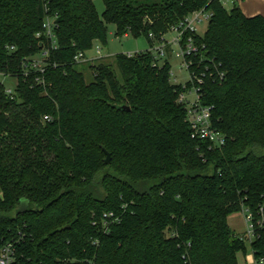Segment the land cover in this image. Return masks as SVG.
Wrapping results in <instances>:
<instances>
[{
	"label": "trees",
	"instance_id": "trees-1",
	"mask_svg": "<svg viewBox=\"0 0 264 264\" xmlns=\"http://www.w3.org/2000/svg\"><path fill=\"white\" fill-rule=\"evenodd\" d=\"M102 2L100 19L92 0H0V74L16 79L0 85V248L19 240L24 264H238L227 218L264 205V18L218 0ZM199 10L197 41L223 73L201 87L221 149L190 138L180 86L149 51V34ZM52 17L54 45L36 37ZM108 24L148 49L115 55L118 75L97 61L86 82L74 58ZM108 212L120 221L104 232ZM252 247L264 256V235Z\"/></svg>",
	"mask_w": 264,
	"mask_h": 264
},
{
	"label": "built area",
	"instance_id": "built-area-1",
	"mask_svg": "<svg viewBox=\"0 0 264 264\" xmlns=\"http://www.w3.org/2000/svg\"><path fill=\"white\" fill-rule=\"evenodd\" d=\"M224 6L227 0H218ZM235 2L237 0H230ZM211 17L208 11H195L185 17L183 20L172 26L168 32L162 35L159 39H155L152 34L149 38L152 41L149 47L150 53L153 55L155 65L161 66L168 63V59L173 56L180 61V68L184 69L188 74V81L179 85L180 89L177 93L176 102L183 107L186 113V123L190 129V138L207 144L208 149H221L226 142V137L212 124V106H205L201 104V87L207 77L215 79H222L223 73L219 71L220 64H216L213 59H209L204 55V46L197 41L196 26L203 21L206 23ZM55 17L47 18L43 24V33L37 34L45 36L48 40L55 44V37L53 30L55 28ZM172 33L170 40H166L165 36ZM13 49L12 47L10 48ZM96 59L101 58V53L96 46ZM45 53L42 57H45ZM131 56L132 54H127ZM34 59L30 67L32 69L41 70L43 59ZM197 59V61H195ZM209 61L208 63H205ZM74 61L88 62L81 54H77ZM200 64H203V70L197 72ZM195 66V69H194ZM213 70V72L211 71ZM2 75V74H0ZM173 73L170 69V77ZM3 76V75H2ZM7 94H11L12 90L5 89ZM48 120L47 117H44ZM243 214V221L245 224V231L242 235H237L240 240H243L247 246L249 257L244 260V264H264V256L257 255V250L252 247V244L259 240L264 235V205L259 204L255 208L249 206H241L240 210ZM120 221L118 216L114 213L108 212L102 215V230L108 232V225L111 223H118ZM19 240L6 241L0 248V264H24L22 256L18 252ZM97 244V242H94ZM88 264H91L90 262Z\"/></svg>",
	"mask_w": 264,
	"mask_h": 264
},
{
	"label": "rangeland",
	"instance_id": "rangeland-1",
	"mask_svg": "<svg viewBox=\"0 0 264 264\" xmlns=\"http://www.w3.org/2000/svg\"><path fill=\"white\" fill-rule=\"evenodd\" d=\"M139 3H149L152 1H158V0H138ZM95 10L97 12V15L99 18H102V14L104 11V4L102 0H92ZM224 7L227 10H230L233 7L232 3L226 2ZM197 34L199 36H203V34L207 30V23L203 21L201 24L196 26ZM115 27L113 24H108L106 28V43L100 44V43H94L93 47L86 52V57L90 60L92 57H95L96 53V46H98L100 53H101V59L100 60H94V61H88V62H79L78 67L76 69L83 73L85 81L91 82L93 78V71L92 67L98 62H103L106 64H109L116 74L118 75V70L115 64L114 56L117 54H134L137 52H142L148 49V43L145 37L140 36L137 38L132 37L131 35L126 36H119L115 37ZM173 34L169 33L165 36L166 40H170L172 38ZM38 58V57H36ZM168 64L170 66V69L173 73L172 77H170V83L172 85H183L188 81V74L186 71L182 68H180V61L176 59L174 56L172 58L168 59ZM0 85L4 89H10L12 92L15 89L16 86V79L4 77L0 75ZM16 211H13L9 213L8 215L12 217ZM227 224L231 231L236 235H242V233L245 231V224L243 221V214L242 212H237L234 214H231L227 218ZM249 253L246 246L245 253H239L237 255V263L238 264H244V260L248 259Z\"/></svg>",
	"mask_w": 264,
	"mask_h": 264
},
{
	"label": "crops",
	"instance_id": "crops-1",
	"mask_svg": "<svg viewBox=\"0 0 264 264\" xmlns=\"http://www.w3.org/2000/svg\"><path fill=\"white\" fill-rule=\"evenodd\" d=\"M227 2L238 7L245 17L261 16L264 18V0H237L235 2L227 0ZM95 59L96 55L90 60L86 57V61H94Z\"/></svg>",
	"mask_w": 264,
	"mask_h": 264
},
{
	"label": "water",
	"instance_id": "water-1",
	"mask_svg": "<svg viewBox=\"0 0 264 264\" xmlns=\"http://www.w3.org/2000/svg\"><path fill=\"white\" fill-rule=\"evenodd\" d=\"M125 109H128V108H125ZM103 151H104V154L106 156V158L104 160V164H109L110 163V155L104 149H103Z\"/></svg>",
	"mask_w": 264,
	"mask_h": 264
}]
</instances>
